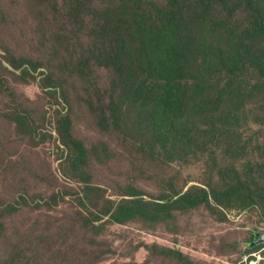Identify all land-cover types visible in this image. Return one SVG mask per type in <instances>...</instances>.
<instances>
[{
	"label": "rangeland",
	"instance_id": "1",
	"mask_svg": "<svg viewBox=\"0 0 264 264\" xmlns=\"http://www.w3.org/2000/svg\"><path fill=\"white\" fill-rule=\"evenodd\" d=\"M104 1L0 0V264H189L178 252L197 264H258L260 251L252 260L247 252L264 246V37L237 44L239 52L225 47L233 61L214 75L227 78L235 67L254 87L244 123L231 103L213 115L200 106L185 120L171 115L178 124L169 121L155 134L152 106L137 114L135 105L130 121L141 130L123 137L99 126L110 124L105 90L117 77L110 61L98 67L109 49L94 53L112 43L99 11ZM217 11L223 18V6ZM88 49L92 74L80 68ZM196 64L183 66L184 96ZM146 84L145 93L157 97ZM61 131L71 137L68 145ZM78 143L86 155H78ZM87 176L100 201L157 199L166 202L162 216L88 220L76 199L90 198L82 190ZM79 207L95 230L78 221Z\"/></svg>",
	"mask_w": 264,
	"mask_h": 264
},
{
	"label": "trees",
	"instance_id": "2",
	"mask_svg": "<svg viewBox=\"0 0 264 264\" xmlns=\"http://www.w3.org/2000/svg\"><path fill=\"white\" fill-rule=\"evenodd\" d=\"M81 1L78 0V3ZM232 4L234 8L231 7ZM102 5L104 7L99 11L107 22L104 28L108 27L112 43L95 46L94 53L109 49L110 53L106 54L103 62H99L98 67L101 68L105 62L110 61L117 77L105 90L106 95L111 94L112 99L107 110L111 117L110 124L103 125L99 122L100 127L108 126L112 133L121 134L123 137L127 131L134 130L139 133L142 125L130 121L132 106L135 105L137 114H144V111L152 106L151 123L155 134L161 133L160 131L164 133L163 129L170 121L171 115L175 119L185 120L189 109L200 106L213 115L223 108V104L231 103L238 119L244 123L246 109L255 92L254 87L249 81L240 78L235 67L229 71L227 78L218 79V76L214 75L223 74L233 61V57H227L225 47L239 52L241 50L237 49V44L244 41L249 43L257 36L264 37V8L260 5V0H105ZM218 6H223V18L217 11ZM2 13L0 7V16ZM244 14L247 19L244 20L245 23L242 20ZM193 18L202 24V29L196 26ZM187 19L189 25H182L181 22ZM229 20L233 21L229 23ZM197 38H201L202 43H197ZM203 52L209 55L207 60L196 59ZM85 56L80 68L92 74L95 65L91 49H88ZM194 63L198 65L190 67L187 74L188 80L194 84L185 99L182 88L183 66ZM238 63L239 61L233 62L234 66ZM257 68L261 72L258 65ZM210 77L213 80L212 85L207 81ZM142 82L147 83V90H158V96H148ZM137 103H140V106ZM178 107L179 113L175 111ZM100 113L105 114L103 111ZM175 119L169 122L171 126L178 124L179 120ZM66 132L69 134V127ZM60 135L68 145L71 137L66 136L63 131ZM76 148L79 150V156L88 153L79 143ZM237 149L238 155H241L240 149ZM92 151L96 153V150ZM90 180V176L85 177L82 188L87 192L85 198L90 197L87 198L88 202L83 198L84 195L76 198L89 212L88 220L90 217L94 221L99 218L101 223L125 224L140 215L146 218L162 216L159 212L163 209L162 204L166 202L157 199L145 202L141 197H125L119 201L115 200L117 202L104 199L100 201L99 194L96 193L99 189L93 187ZM126 188L130 190L128 195L136 194L133 187ZM186 203L191 204V201L187 200ZM195 203L198 205L200 200ZM149 204L155 207L150 208ZM256 206L259 208L258 204ZM13 210L18 212V207H13ZM260 212L264 218V209H260ZM77 214L78 221L84 228L92 231L97 228L96 224L86 219L82 208ZM257 246L255 245L253 250L249 246L248 259H255L253 252L260 251L262 258L258 264H264V246ZM66 254L76 259L70 252ZM177 254L185 263L197 264L182 252ZM239 263L248 264L247 260H241Z\"/></svg>",
	"mask_w": 264,
	"mask_h": 264
},
{
	"label": "clouds",
	"instance_id": "3",
	"mask_svg": "<svg viewBox=\"0 0 264 264\" xmlns=\"http://www.w3.org/2000/svg\"><path fill=\"white\" fill-rule=\"evenodd\" d=\"M254 241H255V240H254ZM254 241H253V242H254ZM252 245H254V244H252ZM259 257H261V255H260V254L258 255V259H259ZM251 260H252V259H251ZM259 260H260V259H259ZM259 260H258V263H259Z\"/></svg>",
	"mask_w": 264,
	"mask_h": 264
},
{
	"label": "water",
	"instance_id": "4",
	"mask_svg": "<svg viewBox=\"0 0 264 264\" xmlns=\"http://www.w3.org/2000/svg\"><path fill=\"white\" fill-rule=\"evenodd\" d=\"M264 237V236H263ZM258 240H259V238H257L255 241H254V243H257L258 242Z\"/></svg>",
	"mask_w": 264,
	"mask_h": 264
}]
</instances>
